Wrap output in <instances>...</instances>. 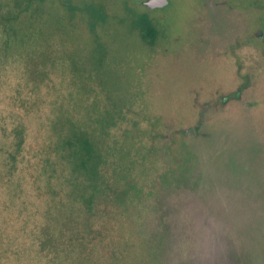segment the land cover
<instances>
[{
    "label": "rangeland",
    "instance_id": "obj_1",
    "mask_svg": "<svg viewBox=\"0 0 264 264\" xmlns=\"http://www.w3.org/2000/svg\"><path fill=\"white\" fill-rule=\"evenodd\" d=\"M91 1L0 0V264H230L244 231L264 246V0L152 11L146 0H93L123 23L103 36V90L130 107L111 110L128 122L109 135L120 170L98 241L83 220L84 201L98 198L77 178L84 151L57 135L76 114L103 119V105L83 112L59 83L95 48L61 17ZM143 12L160 29L154 46L123 22Z\"/></svg>",
    "mask_w": 264,
    "mask_h": 264
},
{
    "label": "trees",
    "instance_id": "obj_2",
    "mask_svg": "<svg viewBox=\"0 0 264 264\" xmlns=\"http://www.w3.org/2000/svg\"><path fill=\"white\" fill-rule=\"evenodd\" d=\"M24 8L27 7L25 6ZM26 11L28 12L29 10L18 9L16 14H24L27 13ZM35 14L36 12L33 13L31 11L30 17ZM61 18H63L62 20H64L67 24H75L76 27L81 26L83 29V34H81L80 36L85 39H91L95 47L94 51H92L90 55H88V64L86 66V69H84L83 71L75 69V72L72 70L70 74H62L59 83H61V86H65L63 88L66 89L67 93L72 92L76 95V103L78 106L81 105L83 112H86V106L89 104L103 105V119H95L93 110H91L90 120H81L80 116L73 112L79 118L77 120L63 119L59 121L58 124H60V128L58 127L59 131L57 135L63 130H67L69 133H71V136L77 142L76 144H79L84 151L83 156H79L78 158V156L76 155V157L79 159V165L77 167V178L83 179L86 176L90 178L91 181L84 184L92 191L93 195L97 194L98 198H90L89 200L84 201V205L87 209V214L83 216V220L87 221L92 228L94 237L89 241H98L97 239L102 232V227L104 228V226H100L97 228V224L99 223L98 221H103V218L108 220V216L106 214V211L108 210V201L106 202L104 199L112 198V192L117 185H115V175L120 170L117 166L120 162V159H116L113 156L112 152L113 150H115L113 144L114 140H110L109 135L111 134L112 130L121 129V131H124L125 125L128 122L125 121L123 122V125H121V122L118 121L116 125L117 121L112 119L111 110L119 107L120 105L122 106L121 108L123 109V112L125 114L130 113V107H125V105L119 104L117 100H114L113 96L105 95V92L103 90L105 85L108 84L106 82V78H103V65L104 56L109 50L106 41L103 40V36L110 35V33L114 32L116 25L123 26V23H118L115 21V19L109 16L105 11L104 4L102 5L93 0L86 8L72 9L69 11V14H65V16ZM4 19H6V17L0 19V34H4ZM123 22H126V25L131 28L132 33L135 34L139 40H141L145 44H148L149 46L155 45L160 34V29L158 26L152 24V19L150 18L148 12L139 13L137 15H130L124 18ZM101 31L103 32V34ZM15 33L17 32L14 31L13 34ZM7 40L9 39H5V41ZM4 44L7 46L10 45L9 41L5 42ZM68 88L70 89L69 91L67 90ZM88 93L89 95L87 96ZM103 98L105 101L104 104ZM78 113H81L80 108ZM56 124L57 123H55V126ZM199 129L200 126L195 125L193 130L187 129L186 131L189 134L190 132H193L195 135V131L197 132L199 131ZM71 145L72 143L70 141L69 146ZM19 146L20 143L18 144V147ZM88 210H90V212ZM256 234L259 236V234L256 232L253 233L244 231L240 233L239 236H241L242 238L241 243H245L246 245L242 244L239 247L244 246V249L234 251L232 255L229 256L230 264H260L257 261V258L259 256L258 250L260 252H263L264 255V246H259L258 244V247H255V251L253 249V246L248 244L254 241ZM92 243L94 242H90L89 246ZM89 246H86V248L81 251L83 254L82 256L91 257V250ZM260 252L259 257H261V261L264 264V259L262 258ZM245 254H247L246 257L244 256ZM59 255L63 256L62 252H59ZM160 255L161 254H157V256L152 259L155 260L153 261L154 263L157 262ZM138 258H141L144 261H148L145 255L144 257L142 255H139ZM144 261L143 264H145ZM131 264L133 263L131 262Z\"/></svg>",
    "mask_w": 264,
    "mask_h": 264
},
{
    "label": "water",
    "instance_id": "obj_3",
    "mask_svg": "<svg viewBox=\"0 0 264 264\" xmlns=\"http://www.w3.org/2000/svg\"><path fill=\"white\" fill-rule=\"evenodd\" d=\"M149 11L155 9H162L168 5V0H146L141 3Z\"/></svg>",
    "mask_w": 264,
    "mask_h": 264
},
{
    "label": "flooded vegetation",
    "instance_id": "obj_4",
    "mask_svg": "<svg viewBox=\"0 0 264 264\" xmlns=\"http://www.w3.org/2000/svg\"><path fill=\"white\" fill-rule=\"evenodd\" d=\"M169 177V176H168ZM170 178V177H169Z\"/></svg>",
    "mask_w": 264,
    "mask_h": 264
}]
</instances>
